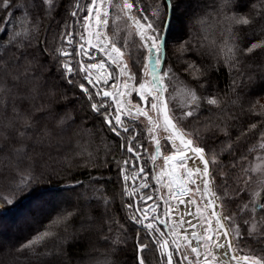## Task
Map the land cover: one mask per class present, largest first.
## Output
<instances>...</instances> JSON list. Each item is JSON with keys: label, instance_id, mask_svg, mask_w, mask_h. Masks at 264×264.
Wrapping results in <instances>:
<instances>
[{"label": "trees", "instance_id": "1", "mask_svg": "<svg viewBox=\"0 0 264 264\" xmlns=\"http://www.w3.org/2000/svg\"><path fill=\"white\" fill-rule=\"evenodd\" d=\"M76 2L54 0L56 7L48 14L38 8L39 0H12L8 10H0V28L5 29L0 32V54L13 45L20 47L31 43L27 50L35 54V61L31 64L38 85L35 105L42 107L41 111L32 114L36 126L29 130L31 139L25 143L35 144V148L29 152L27 164L17 167L19 157L10 155L12 145L0 140V147L5 149L0 152V264H137V238L147 241L142 228L129 218L130 212L125 207L127 202L119 173L126 154V150L120 147L124 134L120 137L113 135L104 125L103 118L90 110L89 101L76 87V83L86 84L83 75L79 72L73 77L76 83H67L57 62L66 58L54 54V50L68 45L61 34L77 29L87 15L83 6L88 0H79L80 9L73 7ZM118 2L113 0L114 5H119ZM170 2L172 18L163 65V72L171 69L164 79L169 107L174 112L187 111L192 107L186 102H182L185 107L179 104L178 92L181 89H194L202 98L218 95L224 101L220 109L202 102L197 115L184 120L181 126L186 131L199 132L196 144L205 148L217 185L223 183L219 175L223 170L229 176L231 187L245 188L240 196L229 189L231 198L224 201L225 214H237L236 223L244 233L241 246L259 248L261 245L255 244L247 235L251 225L243 224V220L252 216L259 219L264 212L257 208L254 213L248 210L241 213L237 205L248 203L253 191L262 193L258 202L264 201V186L258 185L252 172L247 174L251 177L250 186L245 185L243 180L246 177L240 171L242 167L253 166L260 149L254 152L248 149L257 143L262 129L258 127L243 137L232 150L221 151L228 138L219 128L227 126L234 139L242 126L264 119L241 115L242 109L249 108L257 99L258 111L260 105H264V48L241 55L240 72H237L229 67L230 62L225 60L218 46L229 36V29L235 35L234 42L239 49L264 35L259 32L262 23L259 19L248 26L236 25L231 19L236 15L254 16L258 9L253 8V4H259L261 0ZM134 7L140 9L136 13L138 16L149 18L162 35L165 34L169 15L165 0H134ZM119 8H110L107 34L111 43H116L123 50L129 70L135 74L139 84L145 71L146 51L132 33L128 20L121 24ZM157 8L161 13L159 19L153 15ZM72 11L78 12L76 17L71 16ZM73 37L77 40L76 34ZM75 43L72 48L76 47ZM40 49L47 51L41 52ZM71 59L73 66L78 67V58L72 55ZM190 63H194L203 75L194 69L185 71ZM233 80L239 84L235 91L231 87ZM136 99L142 103L138 94ZM232 115L238 116L239 120L229 119ZM62 118L65 123L57 126ZM128 124L139 131L138 138L145 140L146 129L141 120L129 118ZM46 131L51 135L44 134ZM37 140L43 141L42 146L36 144ZM232 151L234 155L230 154ZM213 154H218L216 164L211 163ZM241 156L248 159L232 169L231 165ZM237 176L241 177L238 182L235 180ZM18 186L24 190L19 191ZM217 191L223 193L222 188H217ZM105 198L107 204L104 203ZM68 212L75 215L67 225L55 229L57 235L54 238L37 246L35 252L28 249L18 251L21 245L43 232L53 219ZM24 215L27 217L25 220ZM244 250L247 251V247ZM143 255L146 264L158 259L152 245Z\"/></svg>", "mask_w": 264, "mask_h": 264}, {"label": "snow or ice", "instance_id": "2", "mask_svg": "<svg viewBox=\"0 0 264 264\" xmlns=\"http://www.w3.org/2000/svg\"><path fill=\"white\" fill-rule=\"evenodd\" d=\"M170 0H165V5H169ZM12 6V0H0V10H8ZM119 6L121 11L128 16V19L133 21L136 27L139 29V36L141 38V47L147 51L148 64L144 65L145 74L151 76V80H145L138 84L137 88H133L132 91H136L141 100L146 101L148 108L145 109L140 105H135V115H133V109H127V116L132 119H138L139 117H145L150 125L149 134L154 141L157 151L161 148V139L157 138L153 133L157 129L163 130L167 133L163 139H165L172 147L173 151L169 155L163 157L165 167L169 162L177 161L173 166L171 175L174 176L176 168L183 170L179 179H172L169 184L176 183L177 188L175 191L170 190L167 193L169 199L165 201L169 205L167 210L164 211V216H170L173 211H179V206L184 205L185 208L181 212L178 221L175 223L178 227L183 228L182 233H177L175 229L171 230L172 239L169 240V233L161 231L156 226L155 221L159 220L160 224H165L167 221L160 219L158 215H153L149 220L148 213L156 212L155 207L148 205L147 207H139L133 203H127L126 208L134 211L129 217L133 222L140 224L146 229L145 238L149 239L151 244L156 245L159 248V255L162 258V264H264V216L257 219L252 216L249 219H244L243 224L251 225L247 229V235L251 238L255 244L261 245L256 248L253 246L245 245L241 246L240 241L244 239V233L241 232V227L236 223V213L225 214L226 204L224 201L230 199L229 189L236 196H240L241 192L245 191L244 187H231L229 185V176L227 173L220 171V179L223 183L217 185L216 177L209 169L210 160L205 157V148L198 146L196 140L199 138V132L186 131L182 127V122L190 117L197 115V110L201 107L202 102L207 105L213 106L217 109L221 108L223 100L218 95H209L201 97L197 95L194 89H191L187 93V103L191 104V108L187 111L181 110L180 112H174L169 107V101L165 97L167 87L165 86L164 79L168 77L171 69L161 71L155 66L160 63V52L166 47V41L155 23L147 22V18L143 16H136L131 14L134 8V0H123L122 5H114L113 0H88V3L83 7L87 10V15L82 19L88 21L91 17H95L97 26H107L109 21L107 17L110 12L105 10L107 8ZM56 7L54 0H39L38 8L41 12L48 14ZM76 9H80L79 0L73 6ZM253 8L258 9L254 16L249 15H236L231 17L236 25L248 26L256 23L257 19L261 20V26L259 32L264 33V0H261L259 4H253ZM137 12L140 9L137 8ZM71 16L76 17L78 12L72 11ZM153 15L159 19L161 13L159 8L155 10ZM39 19V16H37ZM143 21V22H142ZM5 29L0 28V32H4ZM229 36L224 39L218 46L220 53H223L226 61L230 62L229 67L236 69L240 72L239 64L241 55H249L257 49L264 48V35H261L259 39L252 42L249 46L239 49L235 44V35L231 29L228 30ZM19 35V33H17ZM99 35V34H98ZM62 40L71 45L73 43V33L66 32L61 34ZM83 38V36L81 37ZM43 43V42H42ZM32 45L29 43L26 46L6 49L3 54H0V140L5 141L12 145V151L10 153L13 157H19L17 160V167L21 164H27L29 159V152L34 151L35 144L29 145L25 141L31 139L28 136L29 130L36 126V122L33 119V113L41 111V108L36 107L35 100L37 98L38 85L35 83L37 75L33 72L31 64L35 61V54L28 52V48ZM83 44L79 46L80 50H83ZM108 47V45H104ZM103 50V48H102ZM41 52H46L47 49H40ZM110 53H116L117 58L113 60V63H118L119 57L123 56V52L120 47H117L116 43L110 44V52H106V55ZM54 54L58 55L60 64L61 76L67 83H76L73 77L83 72L85 83H76L81 93L89 101L90 110L97 116L103 118L104 125L115 136L120 137L124 134V140L121 142L120 147L122 150H126L130 154L129 159L123 161V167L119 168V173L123 182L129 181V179L135 181L137 177L145 173V169L142 166H138V162L142 157L141 149L143 144L138 142L139 131L137 129L130 128L126 120L121 118L122 110L126 105L122 102V98L126 95L124 91L120 90V85L113 82L109 84V80L113 78L112 73H107L106 78L104 76L92 79V69H103L104 63H91L84 65L83 62H79V67H74L72 62V52H69L63 48L54 50ZM79 54V53H77ZM29 56L32 57L29 60ZM155 58V63H153ZM120 75L128 76V80H133L135 74H132L128 69L126 63L118 64ZM194 69L196 72H200V69L194 64L190 63L188 68ZM200 75H203L200 72ZM199 78V77H194ZM103 79V83L108 86L110 90L97 87ZM201 87L204 85L201 84ZM90 87L92 91H90ZM123 89H128V81H124L122 84ZM232 89L235 91L239 88V84L236 80L232 81ZM130 95V92L127 93ZM149 97L151 99H149ZM105 98H110L115 103V111H111L113 105L108 103ZM130 103V102H129ZM233 104L236 101H232ZM259 100L251 103V106L247 109H242L241 115L248 114L249 116L264 117V105H260V110H257ZM150 111L155 115H150ZM162 119V123H161ZM231 120H239V117L232 115L229 117ZM65 120L62 118L57 122V126L63 125ZM261 128L259 132L258 141L255 145L248 149L249 152H254L256 149H264V119H258L255 122H249L246 126H242L239 133L233 139L231 132L227 126L219 128V131L227 137V143L221 151L232 150L235 143L239 142L243 137H247L249 133L255 132ZM44 134L51 135L50 131H46ZM177 141L179 144H177ZM43 141L37 140L36 144L42 146ZM5 149L0 147V152ZM145 151H147L145 149ZM187 151L195 154L199 161L203 164V168L195 167L191 168L187 166L189 159ZM234 155V151L230 152ZM156 156H151V160L154 162ZM247 156H241L239 159L231 165L232 169H236L237 166L247 160ZM256 160L260 161L258 164H254L251 168L242 167L241 173L244 174L243 182L245 185L250 186L251 177L247 176L249 172L261 173L264 172V155L259 153L256 156ZM218 161V154H213L211 159L212 164H216ZM195 163V161H193ZM138 167V171L136 168ZM157 183L161 182V177H157ZM241 177H235L238 182ZM21 183H25L22 181ZM257 183L260 186H264V176H260L257 179ZM192 185L189 187L188 185ZM139 188L147 189L149 184L147 182L141 183ZM217 188H222L223 193H218ZM19 191H23V188H19ZM134 191L125 192L126 195L132 196ZM197 194H199V203H197ZM262 196L259 191H253L252 199L248 203L238 204L237 207L241 213L246 210L255 212L259 208L264 212V201L258 202V198ZM183 197H188L184 199ZM142 203H146L153 199L152 195H143L139 197ZM163 199V197H161ZM171 200H177L178 204L173 207L170 203ZM11 203V201H8ZM104 203L107 204L108 200L105 198ZM251 205V208H250ZM195 206V212L192 207ZM202 206V207H201ZM211 209L210 215L208 210ZM217 209H220L218 211ZM139 214V215H137ZM75 215L73 212L57 216L53 219L48 227L41 233H38L31 240L27 241L20 246L18 251L25 249L36 251V247L43 244L45 241L54 238L57 233L55 229L60 228L62 225H67L68 221ZM185 217H192V219H185ZM197 222H193V221ZM144 221H149L144 223ZM214 221V223H213ZM187 225V227H185ZM200 227L202 232L196 231ZM189 229H192L189 232ZM195 241V244H193ZM150 246L149 243H145L143 239L137 238L136 250H137V264H146L143 253ZM247 247V251H245ZM203 249V252L201 251ZM203 257V259H201ZM211 257V260H209Z\"/></svg>", "mask_w": 264, "mask_h": 264}, {"label": "rangeland", "instance_id": "3", "mask_svg": "<svg viewBox=\"0 0 264 264\" xmlns=\"http://www.w3.org/2000/svg\"><path fill=\"white\" fill-rule=\"evenodd\" d=\"M118 1H119L118 2L119 5H122L123 0H118ZM119 9H120V13H119L118 18L121 19V21H120L121 24H123V22L125 20H128L130 27H131V30H132V33H134L141 42V38L138 34L139 29L136 27L135 23L133 21L129 20L128 16H126L125 13L121 11V8H119ZM105 10L110 12V8H107ZM136 13H137V11H136V8L134 7L132 9L131 14L138 16L137 15L138 13L137 14ZM109 16L107 17V19H109ZM147 22H150L149 18H147ZM107 27H108V25L98 27L96 24V20H95L94 16L91 17L88 21L82 20V23L81 24L79 23V25L76 27L77 29H75V28L72 29V33L76 34V36H77V40H76V37H75V39L73 37V42H77V43H75L76 47L72 48L74 46L72 43L71 45H67L63 49H65L69 52H72L73 55L78 58V61L83 62L84 65L91 64V63H101V62L104 63L108 72L113 74V78L109 80V84H112L113 82L117 83L118 85H120V90L124 91L126 93V95L122 98V102L125 103V105H126L125 109H123V110H124V112H126L125 117H126V122L128 124L129 118H131V117L127 116V109L132 108L133 110H135L134 109L135 105H140L141 107H144L143 106L144 104H142V103L140 104L137 101L136 97H137L138 93L136 91H132L133 88L138 87V84H137L135 78L133 80H128L127 75H125V76L120 75V70H119L118 64L126 63L128 65V69H129V63H128L126 56L124 55L123 50L121 49L123 52V56L119 57L118 63H113V60L117 58L116 53H110V55H106V52H110V49L107 47H104V43H103V40L101 37L102 36L105 37L106 40H108V42L111 44L110 35L107 34ZM100 29H102V30L100 31ZM82 36H83V38H81ZM81 44H83V46H84L82 51L79 48V46ZM117 47H119V46H117ZM102 48H103V50H102ZM77 53H79V54H77ZM146 64H148L147 51H146ZM78 67H79V63H78ZM107 70L92 69L91 70L93 73L92 79L94 80L100 76H104L106 78L107 73H108ZM80 73L83 75V78H84L85 73H83V72H80ZM162 73H163V71H162ZM145 80H151V76L145 74V71H144L143 78H142V81L140 83L144 82ZM124 81H128V84H129L128 89H123L122 84ZM86 85H87V82H86ZM97 87L103 88L105 90H110V91L112 90V89H109L108 86L103 83V79H101L99 86L97 85ZM90 90L92 91L91 87H90ZM129 92H130V95L127 94ZM187 93H188V91L185 89H181L178 92V97H179V101H180L179 104H183L184 102L187 103V101H186V100H188ZM149 99H151V98L149 97ZM105 100L108 103H111L113 105V108L111 109V111L114 112L115 111V103L110 98H105ZM145 103H146V107H144V108L147 109L148 108L147 102L145 101ZM187 104L190 105V103H187ZM183 107H185V105ZM123 110H122V112H123ZM133 115H135L134 112H133ZM150 115L154 116L155 114L150 111ZM138 119L141 120L142 124L144 125V127L146 129V135H147L144 137L145 140H143V141H142V139L138 138V142L140 144H143V146H144L140 150L142 153V157H141L140 161L138 162V166H142L145 169V173L141 174L139 177H137V179L135 181L129 179V181H127L126 184H125V182L122 183L123 188H124V190H123L124 198H125L127 203H133L135 205H138L141 208L147 207L148 205H151L154 207L156 205L155 203H159V207H157L155 213H152V212L148 213L149 220H151V217L153 215H158L160 217V219L163 218V220L165 217L166 218L165 221H167V223L157 224L155 221L156 226L159 227L161 229V231H163V232H166V233L171 232V228L169 227V221L170 220L172 221V218L170 216H164L163 215L164 211L167 210V208L169 207V205L167 203H165V201H168V195H167L168 190H167V188H169V187L167 186L168 185L167 179L165 180V178H166L165 171L166 170H165V162H164L163 157L165 155L171 154L173 149H172L171 145L165 139H163V137H165L167 135V133H164L162 128H161V129H157L153 133V135H156L157 138L161 139V145L162 146L158 152L156 145H155L154 141L152 140L151 135L149 134V131H148L149 128L152 127V125H150L148 123V121L145 117H139ZM161 123H162V119H161ZM177 144H179L178 141H177ZM145 149L147 151H145ZM259 154L264 155V149H260ZM151 156L157 157L154 162L151 160ZM129 158H130V154H128L126 152V154L124 156V160L129 159ZM187 163H188V161H187ZM258 163H260V161L255 159L254 164H258ZM136 171H138V167L136 168ZM180 171L182 174L183 170L180 169ZM253 176L257 181L258 177L264 176V172L253 173ZM157 177H161L160 183H157V179H156ZM144 182H147L149 184V188H147V189L139 188V185L141 183H144ZM189 186H192V185L189 184ZM126 190L127 191L135 190V191H134V194L130 197V196L125 194ZM149 194L153 196V199L147 201L146 203H142L140 201L139 197L143 196V195H149ZM197 196H198V194H197ZM161 197H163V199H161ZM128 210L130 212V215H132V212L134 211V209H132V210L128 209ZM137 215H139V214H137ZM24 216L19 218L18 221L20 222V220L23 217H24L23 220L27 219L26 215H24ZM148 222L149 221H144V223H148ZM17 225H19V224H17ZM137 225L142 228L143 235L145 237L146 229L143 228L140 224H137ZM178 230H179V228H178ZM146 243H149L150 247H151V245L153 246V248L156 252L157 258H158V259H156V261L154 263H151V264H162V258L159 255V251H160L159 248L156 245L151 244L149 239H147ZM209 260H211V257H209ZM99 264H102V262H100Z\"/></svg>", "mask_w": 264, "mask_h": 264}, {"label": "water", "instance_id": "4", "mask_svg": "<svg viewBox=\"0 0 264 264\" xmlns=\"http://www.w3.org/2000/svg\"><path fill=\"white\" fill-rule=\"evenodd\" d=\"M168 6H169V15H168V19H167L166 26H165V30H166V32H165V34L163 35L165 41H166V39H167V32H168V30H169V28H170V22H171V18H172V4H171V2H169V5H168ZM108 44H109V42H108ZM165 56H166V52H165V48H164V49L161 51V53H160V63L155 65V66L161 71V73H162V71H163V65H164V61H165ZM153 63H155V58H153ZM164 95H165V97H166V94H164ZM138 97L140 98L139 95H138ZM140 99H141V98H140ZM166 99H167V98H166ZM141 101H142L143 104H144L143 106L146 107V103H145V101H143V100H141ZM205 157H206V159H208V157L206 156V154H205ZM176 163H177V161L169 162L168 166L165 167L166 172H167V177H168V180H169V181L172 180V179H179L180 176L182 175V174H181V171H180V168H176V172H175L174 176L171 175L172 168H173V166L176 165ZM187 166H188V165H187ZM188 167H189V166H188ZM209 169H210V171H211L210 164H209ZM170 185H171L172 190L175 191L176 188H177V184H176V183H171ZM188 186H189V185H188ZM189 187H190V186H189ZM183 198L186 199V198H188V197H183ZM196 231H197V230H196ZM206 264H207V261H206Z\"/></svg>", "mask_w": 264, "mask_h": 264}, {"label": "bare ground", "instance_id": "5", "mask_svg": "<svg viewBox=\"0 0 264 264\" xmlns=\"http://www.w3.org/2000/svg\"><path fill=\"white\" fill-rule=\"evenodd\" d=\"M187 155H188V157H189V159H188V166L189 167H191V168H195V167H200V168H203V164L199 161V159H198V157L195 155V154H193L192 152H190V151H187ZM193 161H195V163H193ZM165 173H166V178H165V180L167 179V181H168V187L170 186V184H169V180H168V177H167V172L165 171ZM173 191V190H172ZM187 199V198H186ZM170 203H171V205L173 206V207H175L177 204H178V201L177 200H171L170 201ZM197 203H199V196L197 197ZM190 207H192V210H193V212H195V206H190ZM202 207V206H201ZM179 213L181 214V212L183 211V209L185 208V206L183 205V206H179ZM218 211H220V209H217ZM210 213H211V209H209L208 210V215H210ZM171 218L174 220V221H177L178 219H179V217H178V211H173L172 213H171ZM185 219H192V217H185ZM194 223L195 222H197V221H193ZM213 223H214V221H213ZM186 226V225H185ZM198 232H202V229L200 228V227H198L197 229H196ZM189 232H191V230L189 229ZM194 242V241H193ZM201 251H203V249H201Z\"/></svg>", "mask_w": 264, "mask_h": 264}, {"label": "built area", "instance_id": "6", "mask_svg": "<svg viewBox=\"0 0 264 264\" xmlns=\"http://www.w3.org/2000/svg\"><path fill=\"white\" fill-rule=\"evenodd\" d=\"M102 29H100V31H101ZM102 38V40H103V43H104V45H108L107 44V42H108V40H106V38L105 37H101ZM107 48H109L110 49V45H108V47ZM95 51V50H94ZM95 53V52H94ZM103 70H107V68L106 67H104L103 68ZM107 72H108V70H107ZM109 73V72H108ZM95 80V79H94ZM129 91V90H128ZM128 105V104H127ZM129 107V106H128ZM132 109V108H131ZM125 115H126V112H124V110H123V112L121 113V118L123 119V120H126V117H125ZM167 190H168V193H169V191H170V189L169 188H167ZM168 199H169V197H168ZM156 205H159V203H155ZM155 205V206H156ZM154 206V207H155ZM180 206H183V205H180ZM157 209V208H156ZM180 209V208H179ZM180 216V213H179V211H178V217ZM170 217H171V215H170ZM163 219V218H162ZM164 220H166V218L164 217ZM178 221V220H177ZM176 221H174L173 219H172V221L170 220L169 221V227L171 228V230L172 229H175V231L177 232V233H182L183 232V228H181V227H178L177 226V224L175 223ZM156 223L157 224H160L159 223V220H157L156 221ZM185 227H187V225L185 226ZM178 228H179V230H178ZM191 231H192V229H190ZM167 233H169V235H168V237H166V238H168L169 240H171L172 239V236H171V232H167ZM194 244V243H193ZM203 252V251H202ZM201 259H203V257H201ZM204 264H206V261L204 262Z\"/></svg>", "mask_w": 264, "mask_h": 264}, {"label": "flooded vegetation", "instance_id": "7", "mask_svg": "<svg viewBox=\"0 0 264 264\" xmlns=\"http://www.w3.org/2000/svg\"><path fill=\"white\" fill-rule=\"evenodd\" d=\"M190 187H192V186H190ZM198 196H199V194H198ZM198 196H197V197H198Z\"/></svg>", "mask_w": 264, "mask_h": 264}]
</instances>
